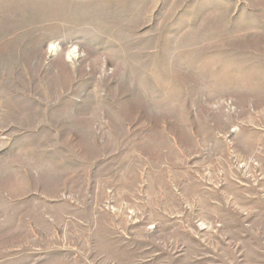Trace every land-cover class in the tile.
I'll list each match as a JSON object with an SVG mask.
<instances>
[{"label": "rangeland", "instance_id": "rangeland-1", "mask_svg": "<svg viewBox=\"0 0 264 264\" xmlns=\"http://www.w3.org/2000/svg\"><path fill=\"white\" fill-rule=\"evenodd\" d=\"M0 264H264V0H0Z\"/></svg>", "mask_w": 264, "mask_h": 264}]
</instances>
